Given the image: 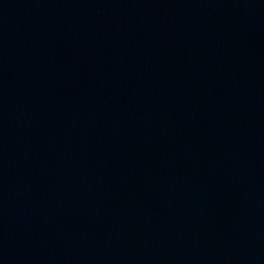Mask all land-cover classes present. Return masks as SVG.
I'll list each match as a JSON object with an SVG mask.
<instances>
[{
    "label": "water",
    "instance_id": "water-1",
    "mask_svg": "<svg viewBox=\"0 0 264 264\" xmlns=\"http://www.w3.org/2000/svg\"><path fill=\"white\" fill-rule=\"evenodd\" d=\"M0 264H264V0H0Z\"/></svg>",
    "mask_w": 264,
    "mask_h": 264
}]
</instances>
